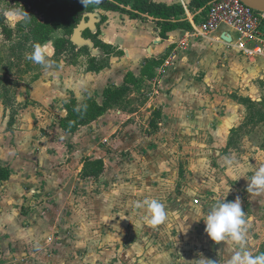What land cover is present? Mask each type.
Returning a JSON list of instances; mask_svg holds the SVG:
<instances>
[{
    "label": "rangeland",
    "instance_id": "rangeland-1",
    "mask_svg": "<svg viewBox=\"0 0 264 264\" xmlns=\"http://www.w3.org/2000/svg\"><path fill=\"white\" fill-rule=\"evenodd\" d=\"M29 1L0 0V13L13 31L12 40L5 41L0 28V128L8 131L14 129L21 112L35 107L29 102L17 104L19 82L31 84L41 77L56 81V69L63 64L80 67L79 74L99 72L115 57L114 52L107 51L104 59L94 58L79 40V31L71 36L75 47L56 57L54 43L63 36L57 32L40 46L47 62H33L28 57L37 45L30 36L29 27L35 18L30 15ZM36 18L43 19L40 15ZM145 76L142 73L137 83L129 77L124 104L74 134L62 128L70 117L66 103H77L73 97L66 98L58 108L55 99L42 116L40 113L25 121L36 132L38 142L51 135L64 147L58 149L63 156L59 166L67 177L56 193V202L63 197L56 227L63 218L70 224L65 231L52 233L56 240L61 238L63 246L53 248L55 239L47 237L44 247L50 252L48 262L35 264H55L51 260L55 257L56 264H227V245L208 238L200 213L206 214L213 197L224 195L228 189L227 201L239 197L245 218H250L246 245L253 255L264 253V205L258 208L248 195L234 192L235 176L245 175L246 170L252 175V169L264 162V155L251 148L264 150V103L249 106L246 124L240 130L247 129V133L232 132V151L220 149L214 146L207 126H200L201 121L189 117L164 121L157 119L155 111L148 117L150 79ZM247 146L248 155L244 151ZM234 153L244 154L235 161L230 155ZM87 160L104 161V173L98 178H83ZM145 199H156L165 206L167 218L163 224L151 227L142 221L143 209L135 205ZM25 247L20 249L19 259L7 264H26L27 257H35L34 253L42 250ZM55 252L57 256H53ZM0 254H4L2 248Z\"/></svg>",
    "mask_w": 264,
    "mask_h": 264
},
{
    "label": "crops",
    "instance_id": "crops-1",
    "mask_svg": "<svg viewBox=\"0 0 264 264\" xmlns=\"http://www.w3.org/2000/svg\"><path fill=\"white\" fill-rule=\"evenodd\" d=\"M154 1L183 5L190 25L202 19L200 15L196 17L198 12L189 10L191 0ZM92 15L85 20L81 33L83 45L94 58L102 56L104 59L107 51L114 52L110 64L99 72L91 70L83 74H79L80 67L63 64L56 69V81L41 77L31 84L19 82L15 95L17 104L29 102L35 107L29 106L21 112L12 131L0 128V164L10 170L9 180L0 185V249L4 251L0 254V264L19 259L20 249L30 245L42 250L34 253L35 257H27L26 264L48 262L50 252L44 247L47 237L55 239L53 248L63 246L59 243L61 238L56 240L52 233L63 232L70 224L63 218L60 227H56L58 211H61L58 205L63 199L57 197L56 202V193L61 189L60 184L67 182L59 166L63 156L58 149L64 147L51 135L44 137L42 143L38 142L36 132L25 123L40 113L42 116L55 99L57 108L68 97H73L80 106L90 98L102 104L106 89L124 86L129 77L141 80L142 73L145 76V70L150 69L153 76H145L150 79L146 102L148 117L155 111L164 121L188 117L201 121L200 126H207L208 134L214 137V146L229 151H232L229 148L232 132L247 133V129L240 130L246 124L249 106L264 103V55L247 58L228 49L223 37L233 35V30L223 26L205 37H189L184 49L178 41L192 30V25L190 29L171 32L162 39L151 22L144 23L113 11L98 10ZM99 30L97 39L104 48H97L92 38L83 36L85 31L96 35ZM169 59L172 62L166 66ZM1 109L3 105L0 104ZM58 112L63 114L62 110ZM48 130L52 132L51 128ZM251 148L264 155V150L256 146ZM244 151L248 155L250 147ZM243 154L230 155L236 161ZM246 173L235 176L234 192L248 195L260 208L264 205V197H252L246 191L247 179L252 176L251 171L246 170ZM57 255L58 252L53 254Z\"/></svg>",
    "mask_w": 264,
    "mask_h": 264
},
{
    "label": "trees",
    "instance_id": "trees-1",
    "mask_svg": "<svg viewBox=\"0 0 264 264\" xmlns=\"http://www.w3.org/2000/svg\"><path fill=\"white\" fill-rule=\"evenodd\" d=\"M213 1L215 0H191L188 8L192 13L202 11L204 14L209 4ZM49 3L50 0H30L28 2L30 15L35 18L33 25L29 29L32 40L39 46L50 41L53 34L57 32L63 33V36L56 39L54 43L53 51L56 57L62 56L75 47L70 40L71 36L80 26L81 22L87 19L88 14L95 13L98 10L120 12L128 15L131 19L142 20L144 23L151 22L160 31L162 39H166L167 35L171 32L191 28L186 9L181 4L168 5L154 0H100L99 3H95L93 0V2L87 3L86 6L81 3V0H55L52 4L48 5ZM37 15L42 16V21L36 18ZM0 28L4 40L11 41L13 31L8 27L6 16L3 13H0ZM99 34L100 30L96 35L85 31L83 36L92 38L97 48L98 46L104 48L102 43L97 39ZM154 65H156L155 61ZM149 74L150 69L145 70V75L149 76ZM133 78L131 79L134 83L141 81ZM126 83L122 87H110L106 89L102 104L96 101H88L84 102L81 106L77 103L69 106L66 103L65 109L70 117L62 127L63 130L68 134H74L82 127L96 121L110 109L119 106V104H124L127 90L130 89V85ZM160 116V113H156L157 119ZM153 122L155 121H152V125L155 124ZM104 171V161L87 160L82 177L98 178ZM9 178L10 170L0 164V185L7 182Z\"/></svg>",
    "mask_w": 264,
    "mask_h": 264
},
{
    "label": "clouds",
    "instance_id": "clouds-1",
    "mask_svg": "<svg viewBox=\"0 0 264 264\" xmlns=\"http://www.w3.org/2000/svg\"><path fill=\"white\" fill-rule=\"evenodd\" d=\"M89 2H93V0H81L84 6ZM94 2L99 3L100 0H94ZM28 58L38 64L47 62L39 45L34 47ZM17 99L21 98L17 97ZM252 173L250 179H247L246 191L252 197H264V162L253 168ZM229 191L230 189L224 195L217 194L213 197L212 207L206 214L200 213V220L205 225L204 231L215 244L225 243L227 245L230 253L227 264H264V253L253 255L246 245L250 218H245L239 197L234 201H227ZM135 207L143 209L141 219L148 226L156 227L166 221L165 206L156 199L137 202ZM212 264H214L213 261Z\"/></svg>",
    "mask_w": 264,
    "mask_h": 264
},
{
    "label": "built area",
    "instance_id": "built-area-1",
    "mask_svg": "<svg viewBox=\"0 0 264 264\" xmlns=\"http://www.w3.org/2000/svg\"><path fill=\"white\" fill-rule=\"evenodd\" d=\"M199 15L202 16L201 21H192V30L178 41L181 48L187 47L189 37H205L225 26L234 31L227 37L229 42L223 40L228 49L247 58L264 55V12L248 7L241 0H215L204 14L198 11ZM171 62L172 59H169L166 66Z\"/></svg>",
    "mask_w": 264,
    "mask_h": 264
},
{
    "label": "water",
    "instance_id": "water-1",
    "mask_svg": "<svg viewBox=\"0 0 264 264\" xmlns=\"http://www.w3.org/2000/svg\"><path fill=\"white\" fill-rule=\"evenodd\" d=\"M245 5H247L250 8H253L259 12H264V0H241ZM93 14V13H92ZM92 14H88L87 17H92ZM81 28V30H80ZM85 29V20H83L80 24V26L75 30V32L79 31V36H80V41L83 43L82 39H81V33L82 31ZM74 32V33H75ZM223 39L227 42L230 41V38H226L225 36L223 37ZM73 41V40H72ZM71 41V42H72ZM73 43V42H72Z\"/></svg>",
    "mask_w": 264,
    "mask_h": 264
}]
</instances>
